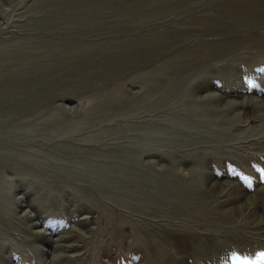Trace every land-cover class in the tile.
Masks as SVG:
<instances>
[{
  "label": "rangeland",
  "instance_id": "1",
  "mask_svg": "<svg viewBox=\"0 0 264 264\" xmlns=\"http://www.w3.org/2000/svg\"><path fill=\"white\" fill-rule=\"evenodd\" d=\"M34 1L0 0V54L35 70L0 100V264H264V203L239 207L264 191V62L243 58L264 54V15L68 0L29 31L56 9ZM234 63L233 84L213 78ZM206 106L216 116L194 114ZM210 148L244 160L191 157Z\"/></svg>",
  "mask_w": 264,
  "mask_h": 264
},
{
  "label": "bare ground",
  "instance_id": "2",
  "mask_svg": "<svg viewBox=\"0 0 264 264\" xmlns=\"http://www.w3.org/2000/svg\"><path fill=\"white\" fill-rule=\"evenodd\" d=\"M26 1V0H25ZM68 0H35L34 1V5H35V9H48V8H50L51 6H56V9L52 12V10L51 11H49L48 13H47V15H46V17H43V18H39V19H35V20H31V22H29L28 24H27V26H26V24H25V26L27 27V29H25V30H33V28L34 27H36V26H38V25H42V26H44V24H46V23H48L49 22V24L51 23V20L52 19H54V17H55V13L57 12V11H63V10H65L66 9V6H67V2ZM95 1V0H94ZM197 0H190L189 2H185V3H183V4H188L189 6L191 5V7H192V4L194 3V2H196ZM57 2V3H56ZM97 2H99V0L97 1ZM219 4H218V6L220 5L221 7V9L225 12V13H227L228 15H230V16H234L235 18H239L240 20H242V21H244V20H246V21H249V22H252L254 19L253 18H261L262 17V15H264V0H219ZM182 3V2H181ZM99 4V3H98ZM183 4H182V6H183ZM120 5V4H119ZM194 5V4H193ZM157 6V5H156ZM165 7V6H164ZM186 7V6H185ZM96 8V7H95ZM166 8H168L169 9V7H167L166 6ZM165 8V9H166ZM33 9V8H32ZM51 9V8H50ZM97 9V8H96ZM165 9L163 8L161 11H162V13H166V11H165ZM37 12V11H36ZM46 14V13H45ZM234 14V15H233ZM56 19V18H55ZM46 26H47V24H46ZM58 26V25H57ZM228 29H229V31H235V30H237V29H239V28H237L235 25H230V27H228ZM251 30V31H250ZM248 32H252V36H254V37H256L257 38V36H258V33H259V31L260 30H257L256 28H250V29H248L247 30ZM259 41V40H258ZM260 44H262V43H260ZM264 44V43H263ZM258 47V46H257ZM262 47V46H261ZM259 48V47H258ZM263 49V48H262ZM8 50V49H7ZM226 50V49H225ZM226 52V51H225ZM262 52V51H261ZM31 53V52H30ZM30 53H28V54H30ZM33 54V53H32ZM21 55H23V54H21ZM21 55H19L17 58H15V59H11V60H9V61H5L4 60V58H3V56H1V54H0V64L1 63H5V65H7V66H17V67H20V66H23V68L22 67H20V69H14V70H11V71H9L8 73H3V74H1L0 73V100H3V99H5L9 94H10V91H14V89H17V88H20L21 86H22V79L26 76V75H30V74H32L34 71L32 70V67H30L31 65H32V62H31V60L30 59H28L27 57L25 58V54L23 55V58H22V56ZM55 55V54H54ZM21 57V58H20ZM52 57V56H51ZM257 57H261V60L260 61H258L260 64L261 63H263L264 62V54H261V53H256V54H254L253 52H250L249 54H247L246 56H244L243 58L244 59H249V62H248V67L250 66V65H252L253 63H255V60H257ZM8 59V58H7ZM237 64V63H236ZM235 63H234V67H232V68H230L229 67V69L228 70H226V69H222V68H220V67H217V66H214V65H210L209 66V69H211L212 70V73H217V75L216 76H214L213 78H215V79H222V80H225V81H227V83H230V84H233V83H231L232 82V80H233V77H234V69H235V65H236ZM207 65H209V64H207ZM206 65V66H207ZM27 67V69H26V67ZM237 66H239L238 64H237ZM236 66V67H237ZM208 67V66H207ZM206 67V68H207ZM250 68H251V66H250ZM44 69V68H43ZM3 72V71H2ZM39 72V71H38ZM219 75V76H218ZM204 78H206V76H205V74H199V75H197V77H196V83L197 82H199V81H201L202 79H204ZM212 78V79H213ZM210 79V78H209ZM199 80V81H198ZM8 81H10V82H13V83H10V82H8ZM220 81V80H219ZM8 83V86L10 87V89H9V87H8V90H6V89H4V87L6 86V84ZM190 85H193V84H190ZM195 86H196V84H195ZM188 87H189V85H188ZM194 87V86H193ZM197 87V86H196ZM190 88V87H189ZM188 88V89H189ZM192 88V87H191ZM231 105V104H230ZM197 106V105H196ZM224 107V106H223ZM223 107L221 106V110L223 109ZM214 107L212 106H206V107H201V108H199V107H196V109L194 110V114H196L197 116H203V115H205V116H211V117H213V116H216L215 115V113H217V111L216 110H214L213 109ZM218 109V108H217ZM190 117V116H189ZM181 118V117H180ZM229 118V117H228ZM173 120V119H172ZM215 120H217L216 121V123H218L219 122V120L220 119H218V118H216ZM215 120H211V121H209V122H207V123H205V124H200V123H197L196 121H194V120H192V119H189V121H190V123H191V125L193 126V128H198V131L200 130H202L201 132H203V131H210V132H214L215 133V130L214 131H211L210 129L212 128V126L215 124ZM223 120V119H222ZM230 120H231V118H230ZM230 120H228V122L226 123V124H228V125H230V124H232V120L230 121ZM171 121V120H170ZM181 122V121H180ZM180 122H177V123H180ZM182 123V122H181ZM220 123V122H219ZM221 124V123H220ZM225 124V123H224ZM171 125V124H170ZM199 125V126H198ZM189 126V125H188ZM215 126V125H214ZM168 127V126H167ZM173 128H174V130L176 129V130H182V131H184V130H186V129H184V128H182V127H180V126H177V125H174V126H172ZM184 127H185V125H184ZM200 128V129H199ZM188 129V128H187ZM195 132V131H194ZM201 132H199V133H201ZM198 133V132H197ZM213 133V135L214 136H216L217 138H220V139H223L224 141L225 140H228V138H229V136L228 135H226V134H222V133H216V134H214ZM180 136V135H179ZM210 136H212V135H210ZM189 137V136H188ZM206 137V136H205ZM190 138V137H189ZM183 141V140H182ZM212 141V140H211ZM218 141V140H217ZM231 142V141H230ZM227 143V142H226ZM198 145V144H197ZM204 147V146H203ZM205 148V147H204ZM211 149V148H210ZM229 149V148H228ZM208 150V149H207ZM227 150V149H226ZM194 150H192V152H193ZM225 152H223V151H221V150H218L217 148H215V149H211L209 152H207V151H204V150H201L200 152L199 151H197L194 155H191V157L192 158H195L196 159V157L197 158H206V157H210L211 155L212 156H214L215 157V159H216V161H219V159H221V157H220V155H226V156H228V157H231L230 159H232L233 160V162H232V164L230 165V169L232 170V169H235L236 167H237V162H239V161H243L244 160V158L243 157H241V156H237V154H235V153H230V151H229V154L228 153H225ZM224 158V157H223ZM202 162H204V161H202ZM234 162H236V163H234ZM207 163H209V162H207ZM206 167V165H204L203 164V167L201 168V169H199V170H197L196 171V169L195 170H193L194 172H198V173H205V169L207 168H205ZM256 167H259L258 165L256 166ZM206 174V173H205ZM260 192V193H259ZM259 192H258V195H256V196H253V199L250 201H245L244 203H241L240 205H239V207L240 208H242V207H245V208H247L248 210H247V212L249 211V212H251V210L254 208V207H256L257 208V206L259 207V206H261V204L262 203H264V191H261V190H259ZM7 192L6 191H3V190H0V196L1 195H4V194H6ZM236 197H239V196H236ZM200 200V199H199ZM196 201H198V200H196ZM18 202L16 201V204H17ZM255 208V209H256ZM260 208V207H259ZM258 209V208H257ZM263 210H264V204H263V208H262ZM256 211V210H255ZM262 217H264V216H262ZM261 219V218H260ZM263 219V218H262ZM4 221V220H3ZM232 222V221H231ZM262 222H264L263 220H261L260 221V223H262ZM260 223H257V224H260ZM230 233V232H229ZM229 233H222V235H221V237L223 238V239H229V240H231V241H229V242H232V241H234V240H238V239H241L242 237L244 238V236H242L241 234H239V235H235V234H229ZM56 242V241H55ZM55 246H57V244L55 245ZM61 246V245H60ZM232 245H227L224 249H228L229 247H231ZM63 247V246H62ZM63 249V248H62ZM253 249V248H252ZM254 249H256V250H253V251H257L258 249L257 248H255L254 247ZM229 250V249H228ZM234 250V249H233ZM235 250H236V248H235ZM234 250V251H235ZM262 251V250H261Z\"/></svg>",
  "mask_w": 264,
  "mask_h": 264
},
{
  "label": "snow or ice",
  "instance_id": "3",
  "mask_svg": "<svg viewBox=\"0 0 264 264\" xmlns=\"http://www.w3.org/2000/svg\"><path fill=\"white\" fill-rule=\"evenodd\" d=\"M262 255H264V254H262Z\"/></svg>",
  "mask_w": 264,
  "mask_h": 264
}]
</instances>
